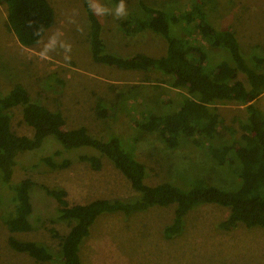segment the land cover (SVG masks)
<instances>
[{
	"label": "rangeland",
	"instance_id": "374dc122",
	"mask_svg": "<svg viewBox=\"0 0 264 264\" xmlns=\"http://www.w3.org/2000/svg\"><path fill=\"white\" fill-rule=\"evenodd\" d=\"M47 1L55 13V25L33 48L20 45L16 36L8 31L7 8L0 1L1 92L5 94L21 84L33 101L50 111L61 112L66 129L86 127L96 138L119 137L122 145L147 166L145 182L149 185L171 182L184 189L188 186L178 183L191 184L197 177L206 183L230 188L235 178L228 167L220 168L197 145L196 141L201 143L203 137L182 138L180 146L169 150L158 134H146L136 127L135 124L142 121L139 116L142 110L148 108L152 114L160 115L181 107L183 93L163 83L169 80L167 76L156 71H125L95 63L83 0ZM92 1L102 24L106 51L117 56L127 58L142 53L159 57L166 52L164 40L154 34L127 37L123 33L121 21L146 16L141 3L180 13L199 1L206 4L205 12L212 25L229 27L236 33L247 62L252 63L254 55L264 57V0ZM203 46L212 64L230 60L227 50L207 43ZM100 101L105 103L104 108L112 106L105 119L97 114ZM255 104L264 112V94ZM220 112L226 128L220 130L214 144H229L233 138L227 127L235 130V138L242 135L238 120L245 119L243 107L228 104L220 107ZM10 116L14 133L33 136L34 130L23 122L19 108L11 111ZM58 148L63 149L51 136L40 149L20 153L14 183L31 179L50 189H64L71 205L98 199L140 198V193L132 189L130 182L107 159H103L100 171H94L89 163L68 153L72 160L68 169L48 167L41 159ZM0 195L5 199L0 205V264L35 263L34 258L9 246L10 236L43 244L54 252L59 262L61 240L50 230L65 236L70 227L58 220L57 201L34 188L31 198L35 230L11 234L1 214L14 210V203L5 187L0 189ZM229 213V209L218 205L201 206L187 215L184 232L172 240L163 237V229L172 222L174 207H152L129 217L122 213L102 214L83 240L79 255L82 264H264V228L240 226L230 232L222 231L218 224Z\"/></svg>",
	"mask_w": 264,
	"mask_h": 264
},
{
	"label": "trees",
	"instance_id": "16d2710c",
	"mask_svg": "<svg viewBox=\"0 0 264 264\" xmlns=\"http://www.w3.org/2000/svg\"><path fill=\"white\" fill-rule=\"evenodd\" d=\"M0 1L7 8L8 31L26 48L37 46L46 31L55 25V13L47 0ZM83 6L90 23V46L95 63L125 71L161 72L169 79L164 84L183 93V103L177 111L155 115L147 108L141 111L142 121L136 127L146 134H158L169 150L180 146L182 138L203 137L201 143L196 141L197 145L220 168L228 167L235 179L230 188L218 187L197 177L191 184L178 183L188 186L184 189L171 182L149 185L145 182L147 166L122 145L119 137L96 138L86 127L66 129L61 112L50 111L33 101L29 91L17 84L5 94L0 89V189L5 187L14 203V210L1 216L9 232L35 230L31 198L34 188L57 201V218L70 227L65 236L50 230L61 240V264H82L80 246L96 220L106 213L129 217L152 207H174L173 220L163 229L166 240L179 237L185 230L187 215L204 205L229 209L228 217L218 224L222 231L230 232L240 226L264 228V112L255 104L264 94V57L254 55L253 62L248 63L232 28L212 25L205 12L206 4L195 1L188 11L180 13L141 3L146 16L121 21V30L127 37L154 34L166 43V52L159 57L138 53L124 58L106 51L102 24L93 1L83 0ZM204 43L227 50L230 60L212 64ZM103 104L98 102L97 114L105 119L112 106L104 108ZM228 104L243 107L245 119L238 120L242 135L235 138V130L227 127L233 138L231 143L214 144L220 130L226 128L220 107ZM15 108L22 111L23 122L34 130L33 136L13 132L10 114ZM51 136L63 149H55L42 158L45 165L55 170L68 169L72 165L69 154H73L79 161L89 163L92 170L100 171L103 159H107L130 182L132 189L140 193V198L98 199L71 205L64 189H50L31 179L14 183L18 155L40 149ZM2 202L5 199L0 195V205ZM8 243L14 251L34 258V264H60L54 252L43 244L21 241L14 236L9 237Z\"/></svg>",
	"mask_w": 264,
	"mask_h": 264
}]
</instances>
